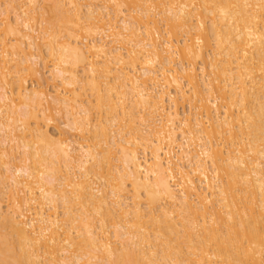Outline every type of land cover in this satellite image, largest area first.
<instances>
[{"label": "bare ground", "instance_id": "bare-ground-1", "mask_svg": "<svg viewBox=\"0 0 264 264\" xmlns=\"http://www.w3.org/2000/svg\"><path fill=\"white\" fill-rule=\"evenodd\" d=\"M0 264H264V0H0Z\"/></svg>", "mask_w": 264, "mask_h": 264}, {"label": "rangeland", "instance_id": "rangeland-1", "mask_svg": "<svg viewBox=\"0 0 264 264\" xmlns=\"http://www.w3.org/2000/svg\"><path fill=\"white\" fill-rule=\"evenodd\" d=\"M47 59H48V58H47ZM45 75H46V76H49L48 73L45 74ZM31 81H32L31 79L28 80V82H31ZM51 88H52V87H50V88L48 87L47 90L50 89V90H49V92H50V91H52ZM55 117H58V116H55ZM63 119H66V118H63ZM63 121H64V120H62V118H61V119L58 118L55 122H56L57 124H61V126H62V127L66 130V132H67L69 129L63 126V124H62ZM63 128H62V129H63ZM64 129H63V130H64ZM49 131H50L51 133L54 132V134H55V132H57V131H56L54 128H52V127L49 128ZM72 134H74V132L66 133V135H70V136H71ZM78 137H79V136H71V138H78ZM78 139H79V138H78ZM59 212H62V208L59 209Z\"/></svg>", "mask_w": 264, "mask_h": 264}]
</instances>
